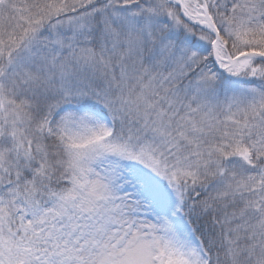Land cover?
<instances>
[{
	"label": "snow or ice",
	"instance_id": "snow-or-ice-1",
	"mask_svg": "<svg viewBox=\"0 0 264 264\" xmlns=\"http://www.w3.org/2000/svg\"><path fill=\"white\" fill-rule=\"evenodd\" d=\"M0 264H264V0H0Z\"/></svg>",
	"mask_w": 264,
	"mask_h": 264
}]
</instances>
